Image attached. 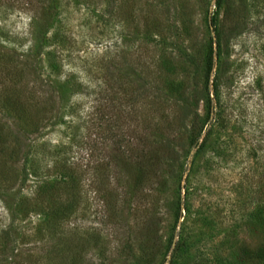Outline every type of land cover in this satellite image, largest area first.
Here are the masks:
<instances>
[{"label": "rangeland", "instance_id": "374dc122", "mask_svg": "<svg viewBox=\"0 0 264 264\" xmlns=\"http://www.w3.org/2000/svg\"><path fill=\"white\" fill-rule=\"evenodd\" d=\"M178 240L175 264H264L240 250L264 246V0H0V264Z\"/></svg>", "mask_w": 264, "mask_h": 264}, {"label": "trees", "instance_id": "16d2710c", "mask_svg": "<svg viewBox=\"0 0 264 264\" xmlns=\"http://www.w3.org/2000/svg\"><path fill=\"white\" fill-rule=\"evenodd\" d=\"M221 1L222 0H216V3H220ZM210 26L213 28V30L215 32V38H218L219 32H218L217 28L215 27V20L213 19V17L210 20ZM211 53H212V41H211V38H210V42H209V46H208V52L206 53V58H205V72H206V75L207 76L210 75V73L212 71V66H213ZM213 87H214V89H216V83L214 84ZM100 125L103 127L102 124H100ZM103 134H106L107 135V133L104 132V131H103ZM205 136L203 137V139H205ZM194 143L195 142H193L192 144H194ZM158 152H160V151H158L157 149L156 150H148V149H145L143 152L141 151V153L143 154L142 157H141L142 160H143V163L141 165L142 168H141V172L136 173L137 175H139L137 177L139 178L140 182L150 180L152 177H154L156 179L155 180L156 182L155 181L154 182L157 184V182L160 183L161 182V179L164 178L163 176H161L160 178H158V176L155 173V171L153 173L151 171H149V170H153L151 167H149L150 160H151L149 156H154L155 159H156V162H158L159 161V159H158L159 158V153ZM166 163H167V167H169V166L171 167L172 166L173 168L175 167L174 164H176V163L179 164L178 161H176L175 163L174 162L173 163L171 162L169 164H168V161H167ZM180 167H182L181 166V163H180ZM172 172L175 173L176 171L172 169ZM171 244H172V239L168 242V249L171 247ZM186 248H187V245H186V243L184 241H181L180 242L178 240V241L174 242V247H173L172 253H171V256H172L171 264H173V263L175 264L176 263L177 257L180 256L178 254V252L180 250H186ZM240 250H241V255L244 256V259L247 258L250 261H262V260H264V246H261L259 248V250L255 251V252L253 250L249 249L248 247L240 248ZM173 257H175V260L173 259ZM226 264H234V263L228 262Z\"/></svg>", "mask_w": 264, "mask_h": 264}]
</instances>
